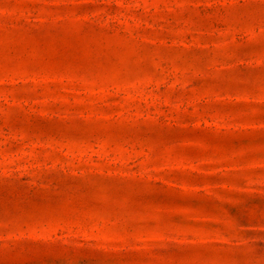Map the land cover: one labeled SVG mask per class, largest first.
I'll list each match as a JSON object with an SVG mask.
<instances>
[{
    "label": "rangeland",
    "instance_id": "1",
    "mask_svg": "<svg viewBox=\"0 0 264 264\" xmlns=\"http://www.w3.org/2000/svg\"><path fill=\"white\" fill-rule=\"evenodd\" d=\"M0 264H264V0H0Z\"/></svg>",
    "mask_w": 264,
    "mask_h": 264
}]
</instances>
